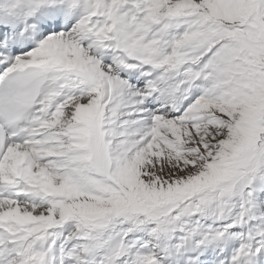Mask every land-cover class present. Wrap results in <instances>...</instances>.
<instances>
[{
  "label": "snow or ice",
  "instance_id": "6c2138e0",
  "mask_svg": "<svg viewBox=\"0 0 264 264\" xmlns=\"http://www.w3.org/2000/svg\"><path fill=\"white\" fill-rule=\"evenodd\" d=\"M0 264H264V0H0Z\"/></svg>",
  "mask_w": 264,
  "mask_h": 264
}]
</instances>
